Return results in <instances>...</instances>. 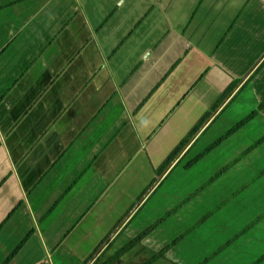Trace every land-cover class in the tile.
Here are the masks:
<instances>
[{
	"label": "crops",
	"instance_id": "crops-1",
	"mask_svg": "<svg viewBox=\"0 0 264 264\" xmlns=\"http://www.w3.org/2000/svg\"><path fill=\"white\" fill-rule=\"evenodd\" d=\"M263 103L264 0H0V264H104L125 246L118 244L124 233L134 239L153 225L134 227L182 166L165 191L169 208L164 190L155 200L163 207L151 221L166 219L137 246L152 258L177 240L165 233L171 219L254 153L264 161V143L244 155L264 137L249 135L264 124L263 107L195 162L213 144L203 143L207 135L232 118L233 105L254 112ZM16 106L25 108L17 116ZM6 122L12 128H3ZM167 164L158 189L131 211ZM192 170L197 187L178 198L173 192ZM263 170L190 225L157 262L264 258V244L253 255L235 250L260 232L264 205L204 257L194 247L187 261L184 249L228 205L264 185V175L257 179Z\"/></svg>",
	"mask_w": 264,
	"mask_h": 264
},
{
	"label": "rangeland",
	"instance_id": "rangeland-1",
	"mask_svg": "<svg viewBox=\"0 0 264 264\" xmlns=\"http://www.w3.org/2000/svg\"><path fill=\"white\" fill-rule=\"evenodd\" d=\"M29 94H31L32 97V90L29 91ZM247 96V92H245ZM248 105V104H247ZM246 104H239V105H233L231 108V119H228V121L223 120V122H220L213 130L212 133L207 135L206 139H204L203 143H206L210 140L211 143H215L220 139L224 134H226L228 131H230L235 125L239 124L243 120H245L251 113V110H247L250 108H247ZM24 111L25 108H19V107H13L11 108V113L13 112V115L17 116L19 115V111ZM10 113V114H11ZM261 121L258 122L260 124ZM13 124L12 123H3V128L8 129L9 127L12 128ZM257 126V125H256ZM258 130H254L249 132V135L251 137L258 138V136L262 135L264 133V124H260L258 126ZM247 130V129H246ZM245 130V131H246ZM251 137L249 138V141H251ZM227 140V139H226ZM245 145L247 143V140L245 139ZM246 147V146H244ZM234 157L236 154H233ZM259 154L254 153L250 158L247 160L249 163L246 162L244 165L241 167L239 166L236 168L234 173L228 177H225L224 179L220 180L219 183H217L213 188L208 189L206 192L202 193V195L195 201L193 202L190 206H188L182 215H177L173 219L170 220V222L167 224V227L165 229V233L168 230V236L170 240L172 239H177L176 241L180 242V238L178 239L177 237L180 236L185 230L188 229V227L192 224H194L197 220L205 216L209 211L214 209L220 202H222L224 199H226L228 196H230L232 193H234L238 186L241 185L242 183H245L246 180L252 179L258 170H262L264 168V161L261 162L259 159L261 156H257ZM264 156V155H262ZM225 158L226 156L223 155L221 158ZM263 159V158H262ZM213 160V158H212ZM216 160H220V156H216L215 160H213L211 163L215 162ZM169 166V164L165 165L163 170L156 172V176L153 182L149 183L147 188H145L140 195L139 200L135 202L133 205L131 211L139 205V202L151 191H155L158 189L156 187V184L159 182L161 174H163V171ZM256 166H259L256 168ZM222 167V166H220ZM219 167V168H220ZM182 168V166L178 167L174 174L171 176L172 179L166 180L162 186L157 190L155 193L156 197H153L152 201L145 207L141 212L139 213V216L135 219V224L134 227H140L141 225H150L153 223L157 224L160 219L158 220H152V218H156L155 215L153 214L156 210L159 211L163 206H166L169 208V205L171 203V199H169V196L166 194L167 189L170 188V183L174 178L180 177V173H178V170ZM203 172L205 173H210L211 171L209 168H204ZM216 171H214L215 173ZM178 173V174H177ZM183 179L182 181V186L179 188L181 189L179 192L174 191L173 194L176 192L180 194L177 196L178 198H182L183 194L187 192H192L197 185L195 186L194 183L196 184V180L198 177V174L195 173L193 170L190 172V174H187L185 177V173H183ZM263 181H261L264 184V178H262ZM186 180V181H185ZM187 182H189L187 185H185ZM200 185V184H199ZM198 185V186H199ZM260 185V184H259ZM257 185L255 188H252L250 192L245 194L244 196L240 197L238 199V202H233L230 205H228L223 211H221L212 221H210L204 228L202 229V233L199 235H195L194 239H192L188 245L184 244V249H185V258H187V261H190L195 256V251L194 247L196 250L199 251L197 256L199 257H204L206 254H208L212 249H214L217 241L219 242L225 237V234H232V232L238 231L246 222L247 219H251L253 217L252 215L255 213V210H260L262 209L261 206L264 205V185ZM164 190V196L167 195V202L163 204L162 207L155 206V200L161 199L163 195H160L159 198H157V195H159L161 192ZM166 191V193H165ZM257 195V196H256ZM157 198V199H156ZM174 202L171 206L173 207ZM248 213H245V211ZM129 211L126 213L123 217V219L117 224V228L112 230L107 237L105 238L106 240L110 238V236L118 229L121 223L128 217V215L131 213ZM177 211L176 206L169 212V213H174ZM242 211H244L242 215ZM257 212V211H256ZM242 215V216H241ZM237 224V225H236ZM243 224V225H242ZM153 225L149 226L152 227ZM242 225V226H241ZM158 226V225H157ZM156 226V227H157ZM241 226V227H240ZM121 227V226H120ZM119 227V228H120ZM240 227V228H239ZM119 230V229H118ZM145 231V230H144ZM142 231V232H144ZM141 232V233H142ZM204 233V234H203ZM202 235V237H200ZM128 234L126 235L125 233L121 236L120 240L118 241V244L126 245L130 240L133 238L129 237L127 239ZM100 244V246L95 250L96 252L103 247L105 241ZM124 240L127 242L124 243ZM175 241V240H173ZM178 243V242H177ZM179 244V243H178ZM264 244V223L260 225V232L252 235L248 239L242 242V248L240 246H237L235 250L241 255H253L255 252V249L259 246H262ZM244 246L245 249L243 248ZM111 249H108L103 253V255L100 257L101 262L102 260H105V258L110 257L112 254H114L116 251H118V246L117 248L110 247ZM116 249V250H115ZM94 253V255L96 254ZM157 252H153V255ZM150 258V255L148 256H143L141 252L140 247H136L134 250L130 251L125 258H123L121 264H144L147 262V260ZM142 262V263H141ZM179 263H182V260L178 261ZM193 263V261H191ZM175 263V262H173ZM100 264V263H98ZM155 264H170L168 261H159ZM195 264V263H194Z\"/></svg>",
	"mask_w": 264,
	"mask_h": 264
},
{
	"label": "trees",
	"instance_id": "trees-1",
	"mask_svg": "<svg viewBox=\"0 0 264 264\" xmlns=\"http://www.w3.org/2000/svg\"><path fill=\"white\" fill-rule=\"evenodd\" d=\"M264 107V103L260 106V108L254 112H252L245 120H243L242 122H240L239 124H237L236 126H234L230 131H228L226 134H224L220 139H218V141H216L215 143H213L198 159L195 160V162L197 160H199L200 158L204 157L207 153H209L210 151H212L214 148H216L217 146H219L222 142H224L226 139H228L231 135H233L236 131H238L239 129H241L243 126H245L248 122H250L253 118H255L259 111ZM264 143V137L261 138L258 142H256L247 152L244 153V155H247L248 153H250L253 149H255L256 147H258L259 145ZM178 154L175 153V155L173 156L176 157ZM243 155V156H244ZM171 158V159H173ZM228 168H226L225 170H223V172L227 171ZM223 172H221L220 174H222ZM219 174V175H220ZM219 175H217L215 178H213L211 180V182L213 180H215ZM264 175V170L257 176V179L262 177ZM166 219V218H164ZM164 219L160 220L157 224L153 225L152 227L148 228L147 230H145L144 232H142L138 237L130 240L124 247H122L112 258H110V260H108L107 262H105L104 264H112L115 261L119 260L120 258H122L124 255H126L129 251L133 250L134 248H136L137 246L140 245V243L142 242V240L153 230L156 228V226L162 222ZM183 238V236H182ZM180 238V239H182ZM178 241H175L172 245L176 244ZM168 246L167 248H165L163 251H161L158 254H154L152 258H150L149 260H147V262L145 264H154L156 263L158 260L162 259L165 257V254L167 252V250L172 246ZM264 258L260 259L258 262H256L255 264H260L263 261Z\"/></svg>",
	"mask_w": 264,
	"mask_h": 264
}]
</instances>
